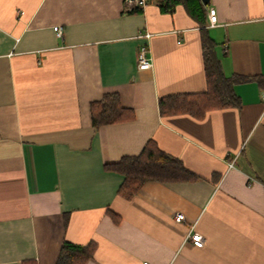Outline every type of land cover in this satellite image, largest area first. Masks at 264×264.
I'll use <instances>...</instances> for the list:
<instances>
[{
	"label": "crops",
	"instance_id": "obj_1",
	"mask_svg": "<svg viewBox=\"0 0 264 264\" xmlns=\"http://www.w3.org/2000/svg\"><path fill=\"white\" fill-rule=\"evenodd\" d=\"M126 2L0 0V264H57L64 242L96 244L87 264H264V0H208L204 30L183 6ZM204 33L223 76L248 79L240 105L162 116L161 98L207 92ZM111 93L134 119L94 129ZM149 141L198 179L127 201L104 166Z\"/></svg>",
	"mask_w": 264,
	"mask_h": 264
},
{
	"label": "trees",
	"instance_id": "obj_2",
	"mask_svg": "<svg viewBox=\"0 0 264 264\" xmlns=\"http://www.w3.org/2000/svg\"><path fill=\"white\" fill-rule=\"evenodd\" d=\"M156 4L161 12L172 14L178 6H183L188 15L204 30L207 27V12L202 0H147ZM143 8L128 11L129 15L142 14ZM203 50L208 90L203 94L172 95L159 100L162 116L189 114L202 119L210 110L229 106H239L240 101L233 91L237 82L248 79L223 76L219 62L214 55V43L207 34H203ZM258 80H263L259 78ZM91 115L94 129L102 126L131 121L134 114L121 105L117 93L105 94L103 99L91 104ZM104 169L124 177L118 195L132 201L140 189L151 181L161 183L191 182L198 179L187 170L182 162L163 152L156 142L149 141L138 156L123 157L120 161L106 164ZM96 244L77 245L64 242L57 264H87L95 255Z\"/></svg>",
	"mask_w": 264,
	"mask_h": 264
},
{
	"label": "built area",
	"instance_id": "obj_3",
	"mask_svg": "<svg viewBox=\"0 0 264 264\" xmlns=\"http://www.w3.org/2000/svg\"><path fill=\"white\" fill-rule=\"evenodd\" d=\"M127 7L130 10L135 8H145V6L148 4L147 0H127L126 2ZM209 25L211 27H215L217 25V16L216 11L214 9H210L209 11ZM55 32L58 36L62 35V29L59 27L54 28ZM140 37H145L146 39H149L151 37L150 34H146ZM149 47L148 46H142L139 49L138 52V58H137V66L140 70H149L153 67V61L152 58L149 56ZM262 98L264 100V93L262 95ZM232 166V165H231ZM175 221L177 223H181L185 220V217L183 214H177L174 217ZM187 238L190 239L194 246L197 248H203L204 247V239L203 237L194 231V228L188 233ZM144 264H151L149 262H145Z\"/></svg>",
	"mask_w": 264,
	"mask_h": 264
},
{
	"label": "water",
	"instance_id": "obj_4",
	"mask_svg": "<svg viewBox=\"0 0 264 264\" xmlns=\"http://www.w3.org/2000/svg\"><path fill=\"white\" fill-rule=\"evenodd\" d=\"M204 4L207 5L208 4V0H203Z\"/></svg>",
	"mask_w": 264,
	"mask_h": 264
}]
</instances>
